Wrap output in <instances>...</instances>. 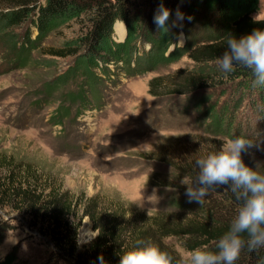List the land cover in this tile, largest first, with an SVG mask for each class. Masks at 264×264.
<instances>
[{
    "label": "rangeland",
    "instance_id": "rangeland-1",
    "mask_svg": "<svg viewBox=\"0 0 264 264\" xmlns=\"http://www.w3.org/2000/svg\"><path fill=\"white\" fill-rule=\"evenodd\" d=\"M31 1L35 0H0V12ZM250 15L264 19V0H258ZM90 27L89 14L56 26L32 49L26 63L9 54L13 50L6 37L20 43L30 30L33 38L29 20L0 32V156L9 161L0 160V178L13 169L45 192L58 188L84 198L100 193L107 207L111 200L123 202L127 211L123 217L129 221L142 222L139 212L171 219L186 216L176 199L187 187L183 182L197 173L194 161L218 152L226 137L264 138V100L243 82L173 92L172 85L184 77L179 69L204 74L214 70L210 63L192 61L186 47L209 40L216 30L197 21L185 29L178 22L167 47L155 46L149 67L118 71L119 60L109 64L111 75L94 68L95 81L88 80L95 100L83 106L82 113L76 112L78 102H71L66 93L85 84L88 89V80L80 73L69 79L63 74L75 58L69 42ZM125 34L122 22L115 20L110 35L114 43L123 41ZM132 44V56L146 57L150 52L149 42ZM157 77L160 80L151 85ZM50 83L56 88L49 91ZM60 105L68 111L61 120L55 114ZM219 111L220 128L212 120ZM242 159L261 172L264 144L242 153ZM141 200L142 207L133 203ZM28 222L10 206L0 208V264H49L51 242ZM95 234L83 217L77 244ZM166 240L184 251L176 238Z\"/></svg>",
    "mask_w": 264,
    "mask_h": 264
},
{
    "label": "trees",
    "instance_id": "trees-1",
    "mask_svg": "<svg viewBox=\"0 0 264 264\" xmlns=\"http://www.w3.org/2000/svg\"><path fill=\"white\" fill-rule=\"evenodd\" d=\"M161 2L170 11L169 30L166 33L157 29L153 21ZM257 3L258 0H35L17 3L16 8L0 12V32L6 33L29 20L35 29L33 38L30 30H26L20 43L12 37H6L8 46L13 50L9 54L26 63L32 49L50 30L71 19L89 14L90 29L69 42L75 58L63 76L69 79L80 73L86 77V81L89 78L95 81L94 68L111 75L109 64L119 60L121 63L117 65L118 71L149 67V61L153 60L156 51L155 46L167 47L169 44L167 38L173 33L172 22L176 20V12L179 10L184 19L178 22L185 29H189L197 21L199 25L210 28L209 30H216L209 40L186 47L187 56L192 61L199 64L210 63L214 70L212 74H204L179 69L178 72L184 77L170 89L176 93H184L243 82L248 83L264 100V87L252 86L253 76L250 70L236 66L233 72L225 74L218 69L216 63L219 57L230 50L226 44L228 37L240 39L256 29L264 30V19H254L250 15L256 10ZM117 19L122 22L126 34L123 41L114 43L110 35ZM134 40L151 44L146 57L131 55ZM170 55L171 52L164 58L168 59ZM154 80L159 81L160 78L153 79L151 85ZM87 83L88 89L85 84L76 91L66 93L71 102H78L76 112L82 113V107L95 100L92 81L88 80ZM207 84L209 85L205 86ZM53 88L56 85L48 90ZM55 114L61 120L68 111L60 105ZM219 114L220 111L212 116L218 128L222 123ZM222 126L226 128V124ZM0 158L2 162L9 164L7 159ZM261 172L264 173V168ZM196 174H192L190 179ZM229 187L223 185L210 192L202 205L195 201L189 203L184 187L176 199V205L178 209H186L188 217L183 214L180 218L171 219L162 213L145 215L139 212L142 222H137L123 217L127 212L123 202L117 204L116 200H111V205L107 207L103 205L105 202L100 193L84 198L70 195L58 188H50L45 192L43 188L30 182L24 173L18 174L12 169L6 177L0 178V208L10 206L27 216L29 226L48 237L52 245L47 258L49 264H101L100 257H103V264H119L123 252L139 241L155 244L173 255L179 252L166 238H176L184 250L203 247L213 249L215 241L227 231L239 206ZM83 217L89 219L96 234L78 245L76 238ZM236 264H264V247L252 252L243 250Z\"/></svg>",
    "mask_w": 264,
    "mask_h": 264
},
{
    "label": "clouds",
    "instance_id": "clouds-1",
    "mask_svg": "<svg viewBox=\"0 0 264 264\" xmlns=\"http://www.w3.org/2000/svg\"><path fill=\"white\" fill-rule=\"evenodd\" d=\"M169 18L170 11L161 2L153 18L157 29L166 33ZM183 19L177 10L172 26ZM226 44L230 50L217 59L218 69L227 74L236 66L244 67L253 76L252 86L264 87V30L256 29L240 39L230 36ZM261 144H264L261 137H226L218 152L194 161L196 176L183 182L187 185L185 195L189 203L202 205L210 192L223 185L230 186L228 189L239 202L227 231L215 241L213 249H185L173 255L155 244L139 241L123 252L119 264H236L243 250L252 252L264 247V173L247 166L242 159V153L259 150ZM133 203L142 207V200ZM100 260L103 264V257Z\"/></svg>",
    "mask_w": 264,
    "mask_h": 264
}]
</instances>
